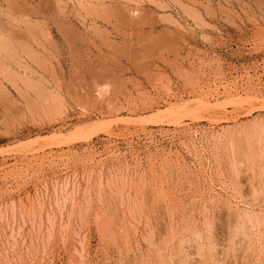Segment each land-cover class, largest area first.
Returning <instances> with one entry per match:
<instances>
[{
	"label": "rangeland",
	"instance_id": "obj_1",
	"mask_svg": "<svg viewBox=\"0 0 264 264\" xmlns=\"http://www.w3.org/2000/svg\"><path fill=\"white\" fill-rule=\"evenodd\" d=\"M0 264H264V0H0Z\"/></svg>",
	"mask_w": 264,
	"mask_h": 264
},
{
	"label": "bare ground",
	"instance_id": "obj_2",
	"mask_svg": "<svg viewBox=\"0 0 264 264\" xmlns=\"http://www.w3.org/2000/svg\"><path fill=\"white\" fill-rule=\"evenodd\" d=\"M243 211V210H242ZM241 212V211H240ZM244 214H246V213H244ZM244 216V215H243ZM252 220V219H251Z\"/></svg>",
	"mask_w": 264,
	"mask_h": 264
}]
</instances>
